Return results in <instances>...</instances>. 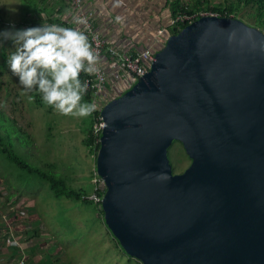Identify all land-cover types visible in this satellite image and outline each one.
I'll return each mask as SVG.
<instances>
[{
	"label": "water",
	"instance_id": "water-1",
	"mask_svg": "<svg viewBox=\"0 0 264 264\" xmlns=\"http://www.w3.org/2000/svg\"><path fill=\"white\" fill-rule=\"evenodd\" d=\"M153 52L101 109L106 227L141 264H264V32L204 15Z\"/></svg>",
	"mask_w": 264,
	"mask_h": 264
},
{
	"label": "rangeland",
	"instance_id": "rangeland-1",
	"mask_svg": "<svg viewBox=\"0 0 264 264\" xmlns=\"http://www.w3.org/2000/svg\"><path fill=\"white\" fill-rule=\"evenodd\" d=\"M227 1L208 0V5H224ZM23 8L22 0H0V64L3 66L0 108L16 118L32 142L24 144L17 133L13 150L35 167L45 170L50 164L53 172L69 186L86 192L88 198L93 192L97 151L83 143L84 117L64 115L53 106L48 110L46 103L43 107L36 106L29 91L11 73L9 54L18 47L11 36L28 28L22 24ZM201 12L215 14L198 13ZM247 12L248 9L230 17L254 26L255 19L247 16ZM168 158L173 173H180L190 163L177 142L169 147ZM98 207L93 201L54 197L43 179L0 152V264H22L20 261L29 257L25 249L30 246H35L34 262L50 257L52 264H141L119 247ZM5 230L12 238L22 239L23 252L21 248L19 251L11 248L16 244L3 236Z\"/></svg>",
	"mask_w": 264,
	"mask_h": 264
},
{
	"label": "clouds",
	"instance_id": "clouds-1",
	"mask_svg": "<svg viewBox=\"0 0 264 264\" xmlns=\"http://www.w3.org/2000/svg\"><path fill=\"white\" fill-rule=\"evenodd\" d=\"M122 2L114 0L113 6L119 7ZM122 19L119 15L115 18L117 23ZM73 22L81 25L86 20L75 16ZM11 38L18 47L9 54L8 64L24 89L38 90L44 103L64 115L86 117L97 109L95 102L83 99L88 82L82 81L80 74L96 72L99 61L83 31L77 27L41 24L18 30Z\"/></svg>",
	"mask_w": 264,
	"mask_h": 264
},
{
	"label": "trees",
	"instance_id": "trees-1",
	"mask_svg": "<svg viewBox=\"0 0 264 264\" xmlns=\"http://www.w3.org/2000/svg\"><path fill=\"white\" fill-rule=\"evenodd\" d=\"M50 1L51 0H22L24 7L23 8L24 18L22 24L28 27L39 26L41 24H59L65 27H76L75 24L72 23L68 17L67 19L65 18V13L67 12L70 3L66 2V0H60L56 5H53ZM166 2L169 7L168 9L172 18L175 17L177 14H193L199 11H207V12L215 13L218 16L230 17L231 14L235 16L234 14L243 12L246 9H248L249 12H247L246 15L255 19L253 23L254 26L258 27L261 30H264V0H228L224 5L217 4L214 6H209L208 0H167ZM0 22H1V18H0ZM186 24L187 22L180 24L181 28ZM93 26H94V22H93ZM166 31L167 34H174L178 32L179 29L176 28L175 26L174 27L171 26L169 27V29L167 28ZM2 67H3L2 64H0V76L3 69ZM90 77L91 76L89 74L84 72L80 74V79L82 81H85L87 78ZM0 83H1V79H0ZM117 85H118V81H117ZM107 87L109 88V85H107ZM126 90H124L123 92H125ZM123 92H121V94ZM29 95L32 99V102L36 106L43 107L45 105V103L42 100V96L38 92V90L33 89L29 91ZM106 97L108 98V100L110 99L108 96ZM83 99L86 102H90V103L92 102L91 95L88 90L87 93L84 95ZM47 107L49 110V108L52 106L47 105ZM97 115H98V111L95 110L90 116H86L83 118V125H84L83 131L85 133L83 143L87 147L90 148L94 147L96 151H98L100 143L95 142L91 128L94 119ZM17 133L21 134L19 138L24 142V144H27V141H29L30 144L32 143L29 134L24 130H21V128L18 126L16 118H14L13 116L10 115V113L0 108V152L3 155H7L12 162H15L16 165L25 169L27 172L37 175L40 179H43L47 183L54 197L56 198L65 197L69 199L82 200L84 202H89V203L92 202V200L89 199V197L87 198L85 196L86 192L69 186L63 177H61L57 172H53L51 168L52 166H50V164H48V167L45 168V170H43L40 167H35L31 165L20 155H18L13 150L12 147V142L15 139V137H17L16 136ZM30 147L32 146L30 145ZM94 172H96V170H94ZM91 189H93V187ZM103 194L104 192L102 191V195ZM98 208L102 211L101 206ZM3 236L12 239V236H10L9 232L6 230ZM19 240L22 241L21 238H19ZM116 243L119 245L117 240ZM119 247L122 249L120 245ZM11 248H13V250L15 251L20 250V247H18L17 245ZM34 249L35 246L33 247L30 246L29 248L25 249V251L29 253V257L22 264H52L50 257H48V259H43V260L42 258H40L37 262H34L32 256Z\"/></svg>",
	"mask_w": 264,
	"mask_h": 264
},
{
	"label": "built area",
	"instance_id": "built-area-1",
	"mask_svg": "<svg viewBox=\"0 0 264 264\" xmlns=\"http://www.w3.org/2000/svg\"><path fill=\"white\" fill-rule=\"evenodd\" d=\"M66 2L70 3V6L65 13V18L67 19L68 17L72 23H74L73 21L75 16H80L86 20L85 24H74L87 35L92 48L99 55V61L96 65L97 71L91 74V77L87 78L85 81L88 82L87 90L90 92L91 100L97 105L96 110L98 111V115L95 117L91 129L95 142L100 143V134L105 126L101 116V109L105 102L108 101V98L103 96L106 93L105 89L107 85L114 88L116 91L112 97L116 96L117 94H121V92L132 86L138 80V78L142 77L148 71L150 64L155 59L154 52L147 49L136 51H132L131 49L123 50L116 45L107 42L103 39L102 35L97 30H95L93 26L94 12L85 5V0H66ZM203 15L204 13L202 12L193 14H177L175 17L170 19L169 25L170 27L175 26L176 28L180 29V24L186 22L187 24L191 23L198 16ZM162 31L163 30H159V33L161 34ZM165 37L166 35L160 37L158 40L160 44L165 39ZM125 74L128 76L129 82H127V85H125L122 91L119 86L113 85L115 82L117 85V77L121 78L122 76H125ZM94 173L95 177L93 181V192L91 196H89V199L101 206V200L103 197L102 191L105 192V184L97 172ZM8 241H14L17 246L20 245L19 238H12Z\"/></svg>",
	"mask_w": 264,
	"mask_h": 264
},
{
	"label": "crops",
	"instance_id": "crops-1",
	"mask_svg": "<svg viewBox=\"0 0 264 264\" xmlns=\"http://www.w3.org/2000/svg\"><path fill=\"white\" fill-rule=\"evenodd\" d=\"M59 1L51 0L50 2L56 5ZM166 1L123 0L119 7H114V0H85V5L93 10L95 29L107 42L123 50L153 51L159 48L158 40L161 36L167 35L166 30L170 27L171 15ZM117 15L123 18L121 23L116 22ZM159 30H163L161 34ZM116 80H118V85L115 82L113 86H119L122 91L129 82L126 74L121 78L117 77ZM105 91L103 96L109 98L116 93L112 87H107ZM18 247L23 252L24 248L21 244ZM20 262L23 263V260Z\"/></svg>",
	"mask_w": 264,
	"mask_h": 264
},
{
	"label": "flooded vegetation",
	"instance_id": "flooded-vegetation-1",
	"mask_svg": "<svg viewBox=\"0 0 264 264\" xmlns=\"http://www.w3.org/2000/svg\"><path fill=\"white\" fill-rule=\"evenodd\" d=\"M177 144H178V146H180L181 150L183 151L184 156H185L187 159H189V161H190V163H191V159H190V157H189V156L186 154V152H185V147H184V145H183V142L177 141ZM235 149H236L237 151H241L242 146L237 145V147H235ZM190 163H189V164H190ZM188 166H189V165H188ZM188 166H187V167H188ZM187 167H185L182 171H180V173L184 172V170H185Z\"/></svg>",
	"mask_w": 264,
	"mask_h": 264
}]
</instances>
